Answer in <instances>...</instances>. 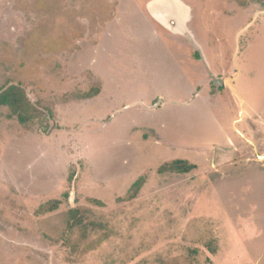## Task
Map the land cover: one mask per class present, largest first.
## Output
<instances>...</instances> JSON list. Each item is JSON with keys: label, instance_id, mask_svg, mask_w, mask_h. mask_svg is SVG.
Returning a JSON list of instances; mask_svg holds the SVG:
<instances>
[{"label": "rangeland", "instance_id": "rangeland-1", "mask_svg": "<svg viewBox=\"0 0 264 264\" xmlns=\"http://www.w3.org/2000/svg\"><path fill=\"white\" fill-rule=\"evenodd\" d=\"M152 1L0 0V89L53 112L0 107V264H264V0H180L200 50Z\"/></svg>", "mask_w": 264, "mask_h": 264}, {"label": "trees", "instance_id": "trees-1", "mask_svg": "<svg viewBox=\"0 0 264 264\" xmlns=\"http://www.w3.org/2000/svg\"><path fill=\"white\" fill-rule=\"evenodd\" d=\"M196 59L201 60L199 52H196ZM213 87L219 90L224 88L223 81L221 79L213 80ZM0 107H6L10 110V117L17 118L21 125H28L37 120L53 118V112L47 109L41 108L38 104L33 102L28 95V91L21 85L9 84L0 89ZM51 130H47L46 133H50ZM195 169V166L190 164L186 160H175L172 162L165 163L159 169V172L164 173H177L187 174ZM138 187H133L126 200H133L139 193ZM59 201H53L40 207L39 214L52 213L58 209ZM74 211L72 212V214ZM75 222H78L75 220ZM76 223L73 222L71 228L75 227Z\"/></svg>", "mask_w": 264, "mask_h": 264}, {"label": "water", "instance_id": "water-1", "mask_svg": "<svg viewBox=\"0 0 264 264\" xmlns=\"http://www.w3.org/2000/svg\"><path fill=\"white\" fill-rule=\"evenodd\" d=\"M148 12L164 29L174 35L186 37L199 49L187 28V23L191 20L190 9L180 0H154L149 4ZM201 57L207 65L205 57L202 54Z\"/></svg>", "mask_w": 264, "mask_h": 264}, {"label": "crops", "instance_id": "crops-1", "mask_svg": "<svg viewBox=\"0 0 264 264\" xmlns=\"http://www.w3.org/2000/svg\"><path fill=\"white\" fill-rule=\"evenodd\" d=\"M190 15H191V19H192V10L190 9ZM157 25V24H156ZM158 26V25H157ZM160 29H162V30H164V32L165 33H167L168 35H170V36H176V37H180V38H183L182 36H180V35H174V34H172V33H170L169 31H167L166 29H164L163 27H161V26H158ZM201 61H202V65H203V67L206 69V71H207V73H208V77L210 78V80H212V82H213V80L214 79H218V78H216L215 77V75H214V73H213V71H211V69H210V67H209V65H208V63H207V65L203 62V60H202V57H201ZM220 79V78H219ZM222 80V79H221ZM213 84V83H212ZM223 84H224V82H223ZM225 87V86H224ZM227 88V87H226ZM224 89V88H223ZM161 98V97H160ZM162 99V98H161ZM163 105H165V106H162V107H166V104H163ZM153 108L154 107H152L151 109L153 110ZM155 110V109H154ZM157 110V109H156ZM253 142H255V141H253ZM252 141H251V139H249V143L251 144H249V146L253 149V151H254V145H252V144H254Z\"/></svg>", "mask_w": 264, "mask_h": 264}]
</instances>
